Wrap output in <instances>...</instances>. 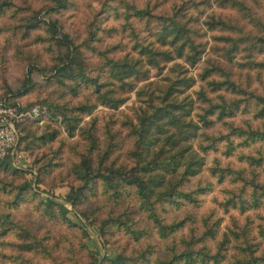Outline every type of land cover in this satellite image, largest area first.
Returning <instances> with one entry per match:
<instances>
[{
	"label": "rangeland",
	"instance_id": "374dc122",
	"mask_svg": "<svg viewBox=\"0 0 264 264\" xmlns=\"http://www.w3.org/2000/svg\"><path fill=\"white\" fill-rule=\"evenodd\" d=\"M243 1L264 21V0ZM55 6L54 0H0V97L24 110L35 106L40 115L19 122L17 155L0 157L16 169L0 164V264H112L108 259L117 256L124 258L123 264H162L172 251L183 248L182 240L202 236L218 221L216 236L203 235L197 243L214 252L220 231L238 211L221 204L230 175L220 182L210 168L216 159L221 164L237 163L233 156L258 143L246 146L233 138L236 147L226 154L221 136L230 129L228 123L241 126L247 113L242 95L225 87L211 89L208 81L227 78L264 94V75L260 79L259 71L250 67V62L264 58V51L251 57L244 41L229 59L228 38L240 36V31L209 22L237 25L251 38L262 31L224 0H67L64 7ZM128 6L147 9L154 17L140 19ZM174 13L186 22L198 44L192 64L155 40L159 28L155 16ZM37 20L55 21L75 46L72 53L52 39L41 22L35 28L25 27ZM140 45L170 51L172 57L157 55L152 62ZM125 58L136 62L138 72L119 81L109 71L108 61ZM66 64L73 74L57 75L59 66ZM208 101L216 106L236 101L238 107L232 116L218 119V107L206 113ZM143 119L149 133L138 157L136 132ZM70 124H75L73 130L68 129ZM208 135L219 141L214 149L208 148ZM166 136L172 137L162 158L185 147L182 162L190 159L189 154L204 161L200 171L180 186L194 190L196 202L156 205L161 223L176 225L170 233L158 230L140 207L134 187L121 185L114 197L113 189L94 176L92 185L79 191L83 184L75 166L84 158L90 157L100 172L109 166L128 171L147 162ZM175 175L165 178L171 181ZM208 183H212L209 192ZM160 189L151 192L152 199ZM75 191L83 195L72 204L68 194ZM47 201L51 211L42 205ZM57 205L66 208L65 217Z\"/></svg>",
	"mask_w": 264,
	"mask_h": 264
},
{
	"label": "trees",
	"instance_id": "16d2710c",
	"mask_svg": "<svg viewBox=\"0 0 264 264\" xmlns=\"http://www.w3.org/2000/svg\"><path fill=\"white\" fill-rule=\"evenodd\" d=\"M54 1L56 4L55 9L62 8L67 4V0ZM224 1L235 8L240 13L241 17L246 19L251 26L257 28L259 32L262 31L257 37L254 36L251 38L237 25L235 26L234 24L221 20H212V22H209L212 25H220L221 28H228L231 30L238 29L240 31V36L228 38L230 46L226 49V56L232 59L235 51L239 49V43L244 41H247L246 47L247 50L250 51L251 57L256 56L255 54L257 51H264L263 19L256 16L243 0ZM128 8L132 10L133 16L140 19L143 17H154L147 9H139L135 6H128ZM155 17L159 20V28L155 32V40L161 45H169L172 47L178 57H184L186 61H190L191 64L194 63L199 54L198 44H195L190 36V29L186 26V22H183L175 13L170 17ZM40 22L43 27H45L48 34H50V37L61 45L66 46L68 52L71 54L75 46L67 34L60 33L55 21L46 23L45 21L37 20V22H28L25 27L35 28ZM139 50L150 56V61L152 62L157 55H161L168 60L172 57L170 51L153 50L148 45H140ZM127 60L128 59L125 58L124 61L120 62L114 60L108 61L109 71L115 79L122 81L126 77L137 74L138 69L136 67V62ZM69 61H73L70 56ZM250 67L259 71L258 74L260 79H262L264 75V58H257L255 61L250 62ZM62 73L72 75L71 66L68 64L59 66L57 75H61ZM82 75L80 74V77L86 79L84 74ZM208 85L211 86V89L215 90L225 87L243 97V109L244 112L247 113V118L242 121L241 126L228 123L230 129H228L226 134L221 136L222 140L225 142V148L227 149L225 151L226 154H231L236 147L233 138H240L243 144L247 143L246 146L250 145L249 143H258V146H252V149L249 148L247 152L239 151V155L236 154V156H233L237 163H232L230 160L221 164L220 159H216L213 161L214 165L210 168V173L220 180V182L230 175L232 180L228 182L229 186L225 188L227 197L222 200L221 204L227 210L228 206H230L238 211L237 215L230 217L229 222L223 228L224 230L220 231V240L215 244L216 250L211 252L209 246L207 250L203 246H197V243L202 241L203 235L208 234V237L211 238L216 236V227L219 226L218 221L208 226L202 236L194 237L192 235L189 240H182L183 248L178 251H172L171 257L162 260V264H264V94L256 92L254 88H251L250 84L248 89H244L241 88L239 84L227 78L219 82L209 80ZM262 91L264 93V90ZM6 101L17 106V104L13 102ZM214 107H218V112H216L217 118L221 119L224 116H232L233 109H236L238 106L236 101L232 103L223 101L217 106L208 101V110L206 113H214L212 110ZM29 108L31 107H25V110ZM21 109L24 110V108ZM173 118L175 119L176 117L173 116ZM65 119H68L67 116ZM202 120H205L203 116ZM255 122L257 124H254ZM208 123H211V121L208 120ZM260 123H262L263 127L258 126ZM179 126H182V124ZM194 127L195 126H192V128ZM74 128L75 124H70L68 127L70 130ZM17 130L20 132L19 125H17ZM136 133L137 138L135 146L139 150L136 149L137 151L135 153H137L136 155L138 157H141V153L144 151L143 143L149 133L145 126L144 119ZM171 137L172 136H166L164 143L160 144L157 151L155 149L152 151V156L147 162L136 165L128 171H124L119 167L109 166L104 172H100L98 168L93 167V162L90 157L84 158L78 166H75L76 174L83 184L79 191L87 190V188L92 185L94 176L100 177L107 187L113 189L114 197H118L119 186L129 185L134 187L140 207L147 211L149 217H151L154 223H156V226H158L159 231L165 234L168 233L165 232V230H169L170 233L171 229L175 228L176 225H163L160 218L157 216L156 205L161 201L171 204H179L184 201L196 202L197 199L193 195L194 190H185L180 188V186L184 184V181L190 176L197 174L204 164L201 157L196 158L192 154H189L190 159H187L186 162H182L181 159L187 153V148L185 147L183 149L180 148L181 150L179 149L173 156L162 158L161 153L165 150V145L170 141ZM221 138L219 137L218 140H221ZM91 139L93 140V138ZM92 140L91 144H94V140ZM208 141V148H215L216 142H219L217 141V137L212 135H208ZM19 148L20 145L18 143L16 151H19ZM0 164H3L6 169H12L13 172L16 171L15 168H10L9 163H5L1 159ZM167 174H176L175 179L167 181L165 178ZM162 184H164L163 187L161 189L158 188V186ZM211 186L212 183H208V192L211 191ZM156 188L160 189V193L152 199L151 197L153 194L151 192ZM82 195V192H70L68 194V200L74 204L79 196ZM42 205L48 211H51L53 208L51 201L42 203ZM56 208L63 217L66 216V208L58 205ZM242 214L245 215L242 216ZM231 249H234L235 252L230 251ZM226 253H228L227 257ZM108 260L112 264H123L124 258L117 256L115 258H109Z\"/></svg>",
	"mask_w": 264,
	"mask_h": 264
},
{
	"label": "built area",
	"instance_id": "2783aa9c",
	"mask_svg": "<svg viewBox=\"0 0 264 264\" xmlns=\"http://www.w3.org/2000/svg\"><path fill=\"white\" fill-rule=\"evenodd\" d=\"M37 107L23 110L0 97V157L17 155V125L26 117H37Z\"/></svg>",
	"mask_w": 264,
	"mask_h": 264
}]
</instances>
